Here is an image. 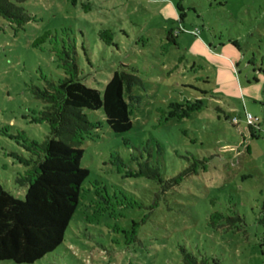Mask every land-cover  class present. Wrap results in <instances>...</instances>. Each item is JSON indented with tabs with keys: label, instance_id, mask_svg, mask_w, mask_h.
<instances>
[{
	"label": "rangeland",
	"instance_id": "1",
	"mask_svg": "<svg viewBox=\"0 0 264 264\" xmlns=\"http://www.w3.org/2000/svg\"><path fill=\"white\" fill-rule=\"evenodd\" d=\"M23 6L30 21L22 27L0 19L6 192L24 198L16 178L28 146L49 135L32 90L64 77L66 57L100 91L115 70L142 81L125 95L129 131L115 133L101 110L85 111L94 125L81 145L89 174L64 241L33 264H182L183 252L205 264H264V0ZM190 167L196 174L169 187Z\"/></svg>",
	"mask_w": 264,
	"mask_h": 264
},
{
	"label": "trees",
	"instance_id": "2",
	"mask_svg": "<svg viewBox=\"0 0 264 264\" xmlns=\"http://www.w3.org/2000/svg\"><path fill=\"white\" fill-rule=\"evenodd\" d=\"M27 1L0 0V19L15 28L22 27L30 21L23 6ZM70 1L74 5L77 2ZM99 34L102 40V35L111 39L108 30ZM62 66L64 77L32 90L44 103L37 119L48 124L49 135L43 142L31 141L28 146L31 157L24 160L27 170L16 178L20 187H26L24 198H16L0 186V262L33 264L64 241L81 186L89 174L81 166V145L92 134L94 125L85 111L101 110L107 126L115 133L132 128V113L125 95L141 84L137 75L115 70L100 91L78 78L73 59L66 57ZM144 173L159 180L157 168L147 167ZM191 174L196 172L190 167L172 178L169 187ZM183 253L182 264H205Z\"/></svg>",
	"mask_w": 264,
	"mask_h": 264
},
{
	"label": "built area",
	"instance_id": "3",
	"mask_svg": "<svg viewBox=\"0 0 264 264\" xmlns=\"http://www.w3.org/2000/svg\"><path fill=\"white\" fill-rule=\"evenodd\" d=\"M246 118L250 124L255 120L250 114H247Z\"/></svg>",
	"mask_w": 264,
	"mask_h": 264
}]
</instances>
